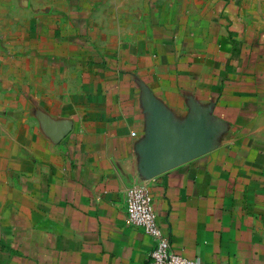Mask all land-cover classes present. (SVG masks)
Returning <instances> with one entry per match:
<instances>
[{
    "label": "crops",
    "instance_id": "crops-1",
    "mask_svg": "<svg viewBox=\"0 0 264 264\" xmlns=\"http://www.w3.org/2000/svg\"><path fill=\"white\" fill-rule=\"evenodd\" d=\"M239 2L211 0L186 32L163 14L144 32H36L0 77V264H150L131 187L177 255L264 264V48L234 25ZM162 126L158 158L198 155L150 175Z\"/></svg>",
    "mask_w": 264,
    "mask_h": 264
},
{
    "label": "rangeland",
    "instance_id": "rangeland-1",
    "mask_svg": "<svg viewBox=\"0 0 264 264\" xmlns=\"http://www.w3.org/2000/svg\"><path fill=\"white\" fill-rule=\"evenodd\" d=\"M210 3L211 0H0V63H4L0 77L8 75L14 63L27 59L25 55L38 38L36 32H52L55 24L58 31L144 32L156 26L163 14L170 27L186 32L198 27L199 17L205 8L212 7ZM235 11L233 23L243 31L241 37L245 31L254 37L248 43L264 48V0H240ZM227 12L230 13L228 7ZM53 15H57L55 23Z\"/></svg>",
    "mask_w": 264,
    "mask_h": 264
},
{
    "label": "built area",
    "instance_id": "built-area-1",
    "mask_svg": "<svg viewBox=\"0 0 264 264\" xmlns=\"http://www.w3.org/2000/svg\"><path fill=\"white\" fill-rule=\"evenodd\" d=\"M125 221L129 226L141 228L153 241L149 254L150 264H197L194 260L177 255L156 222L153 199L144 187H131L126 192Z\"/></svg>",
    "mask_w": 264,
    "mask_h": 264
},
{
    "label": "water",
    "instance_id": "water-1",
    "mask_svg": "<svg viewBox=\"0 0 264 264\" xmlns=\"http://www.w3.org/2000/svg\"><path fill=\"white\" fill-rule=\"evenodd\" d=\"M159 129L160 131L158 132L156 141L152 146L148 147L147 156L143 162L144 170L148 171L150 175H158L177 165L185 163L198 155L196 150L187 149L184 152L179 151V154H176L175 158L171 156L164 160H161L157 157V154L163 151L164 144H162V138L165 137L167 140L172 141V136L170 139V136L166 131L167 128L165 126H162ZM170 144H173V142H170Z\"/></svg>",
    "mask_w": 264,
    "mask_h": 264
}]
</instances>
